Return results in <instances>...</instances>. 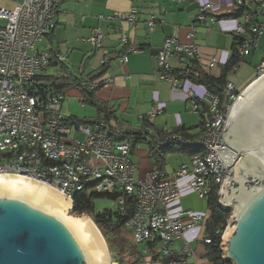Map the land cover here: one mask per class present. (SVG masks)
Listing matches in <instances>:
<instances>
[{
  "label": "built area",
  "instance_id": "obj_1",
  "mask_svg": "<svg viewBox=\"0 0 264 264\" xmlns=\"http://www.w3.org/2000/svg\"><path fill=\"white\" fill-rule=\"evenodd\" d=\"M236 3L239 10L248 9L242 16L243 25L237 27L240 38L237 51L239 56L247 57L256 48L257 39L264 36V0H236ZM58 6L59 0H22L15 3L12 10L0 6V175L22 177L46 186L66 198L72 207L74 196L78 194H117L115 202L120 205L119 217H124L123 205L125 197H129L134 202V211L123 221V228L130 233L131 244L139 253L135 264H188L187 261L195 256L194 250L184 244L175 255L171 250L172 243L181 238L186 229L205 225L209 211L179 210L176 217H172L169 206L181 198L177 179L190 173L188 187L200 200L207 201L212 185L218 187L220 195L231 176V169L223 166L216 156V149L226 148L222 136L228 114L250 83L238 90L234 83L227 81L222 99L206 92L203 100L189 92L188 111H204L199 135L194 138L179 134L166 135L162 139L156 137L151 148L159 155L172 144L198 151L172 176L152 165L142 179H137V167L131 160L129 144L114 140L112 136L111 130L120 139L123 127L112 129L108 121L95 119L77 127L68 125L61 112L66 92L49 89L39 92L33 86L35 77L48 69L49 53L41 51L30 55L29 52L56 28ZM211 8L209 4L202 6L195 19L205 25L213 24ZM137 12L132 9L98 18L111 23L126 21L133 24ZM147 24L151 33L154 16H150ZM187 38L192 39V31ZM101 41L99 29L87 39L93 49L100 48ZM122 44L126 45V42L123 40ZM124 49L126 53L118 58L122 63L127 62L129 54L142 53L136 46L128 45ZM56 59L61 63L66 61L61 55H56ZM172 59L176 61V67L170 62ZM104 62L105 59L101 64ZM192 62L208 75L218 65L215 56L203 63L199 48L192 43L182 44L174 37L165 39L157 57L155 77L172 88H182L188 81L183 77L192 73ZM240 66L233 67L232 72L236 73ZM262 75L264 60L255 69L254 80ZM110 84L111 80L103 77L94 82L80 80L74 83L72 90L95 91L99 86L101 89ZM159 113L154 110L152 116ZM73 130L82 138L72 136ZM145 133L154 137V132L149 129ZM185 215L190 219L188 225L180 223V218ZM229 225L227 218L221 240ZM222 256V264H232L224 261ZM195 264L209 263L206 260Z\"/></svg>",
  "mask_w": 264,
  "mask_h": 264
},
{
  "label": "crops",
  "instance_id": "obj_2",
  "mask_svg": "<svg viewBox=\"0 0 264 264\" xmlns=\"http://www.w3.org/2000/svg\"><path fill=\"white\" fill-rule=\"evenodd\" d=\"M9 2L13 4V7L15 3H20L11 0ZM207 4L212 6L210 16L213 17L214 23L205 25L197 21L195 17L199 9ZM58 7L56 28L39 43L46 49H39L46 52L53 51L56 55L66 57L64 65L70 72V67H74L71 66L73 61L78 62L76 66L78 70L83 60L92 57L85 72L89 74L98 71L105 56L120 52L119 56L124 55L126 53L124 48L128 45L142 50L141 54H129L126 63L120 62L119 56L114 58L103 76V79L111 80V84L106 88H101L95 94L103 104V108L112 114L108 120L110 128H135L145 119L151 131H171L183 127L188 137L194 138L199 135L200 113L188 111L190 102L188 93L191 92L197 98L203 99L205 89L189 81L178 89L172 88L167 82L159 81L155 77L158 72L157 57L164 40L174 37L182 44L196 45L203 63H206L209 57L215 56L218 65L209 72V75L218 77L220 66L227 62L232 46L238 43L236 40L239 38L237 27L244 23L243 17L239 19L222 18L232 14L233 0H185L180 3L174 0H59ZM132 9L138 11L133 24L126 21L111 23L98 18L114 13H126ZM150 16H154L151 33L148 31L147 24ZM96 29L101 31L102 41L100 48L93 49L87 43V39ZM190 31H192V39L187 38ZM123 40L126 45L122 44ZM250 56L251 53L247 58ZM242 58L241 65L243 66L246 57ZM170 62L173 67H176L174 59ZM256 67L250 69L245 67L243 74L239 75L238 82L234 84L239 86L244 83L243 86H247L255 78ZM53 70L57 71L56 68ZM154 110L160 113L152 116ZM96 116L95 112L93 117L83 118L93 120ZM137 146L132 150L131 160L137 167L136 178L142 179L152 168L153 163L150 159L148 145L146 149H139ZM173 156L178 158L176 163H169L166 158L163 167V172L168 176H172L176 169L188 161L189 157L184 154ZM190 179V173L177 179L181 198L169 206L168 212L172 217H176L179 210L193 213L208 211L207 202L204 201L205 205L199 203L203 200L197 198L195 194L194 196L189 189ZM193 197L199 202H193ZM180 223L188 225L189 216L181 217ZM204 230L205 225L200 224L186 229L181 238L173 241L172 252L178 255L183 244H189L195 256L187 263L195 264V262L206 261V253L201 243ZM187 240L194 241L195 246Z\"/></svg>",
  "mask_w": 264,
  "mask_h": 264
},
{
  "label": "water",
  "instance_id": "obj_3",
  "mask_svg": "<svg viewBox=\"0 0 264 264\" xmlns=\"http://www.w3.org/2000/svg\"><path fill=\"white\" fill-rule=\"evenodd\" d=\"M222 139L216 156L231 169L219 195L230 223L223 260L264 264V75L232 106ZM67 210L48 192L0 181V264H103L90 228Z\"/></svg>",
  "mask_w": 264,
  "mask_h": 264
},
{
  "label": "trees",
  "instance_id": "obj_4",
  "mask_svg": "<svg viewBox=\"0 0 264 264\" xmlns=\"http://www.w3.org/2000/svg\"><path fill=\"white\" fill-rule=\"evenodd\" d=\"M247 8L238 9L236 0H233L232 14L225 15L222 18H233L239 19L246 12ZM238 43H235L232 46V51L229 56V59L224 65L220 66V75L214 77L208 75L203 71L196 62H192V73L189 76H185L189 82L196 86H200L205 89L206 92L223 98L225 87L227 84V76L232 72L233 67L238 66L242 63L243 58L239 56L237 48L240 45V38L236 39ZM124 50V49H123ZM125 51V50H124ZM49 64L48 68H56L58 71L57 75H47L46 73H40L34 79L33 86L41 92L42 90H62L70 91L76 81L84 80L86 82H94L102 78L108 69V66L114 58H117L119 54L115 53L109 56H105V62L100 66L98 71L90 72L85 74L88 62L92 57L86 58L81 63L78 73L79 75L74 76L71 74L68 68L65 67L64 63L59 62L56 59V53L49 51ZM100 90V86L95 91H89L87 89L79 91V102L82 104L89 105L96 110L97 116L96 121H108L111 112L103 108L101 101L95 96L96 92ZM201 123L203 122V109L199 111ZM90 119L88 118H77L74 116L66 117V124L71 126H79L82 124H88ZM151 129L145 119L142 120L141 124L135 128H126L121 132V138L118 139L117 136H114V131H112V136L114 140L126 142L129 144L131 150H133L137 145L145 144L149 147L150 159L152 160L153 165H155L160 171H163L165 166V160L169 154H184L187 156L194 155L198 150L189 149L181 147L177 144H172L170 148L164 153L159 155L156 153L151 146L155 144V138L162 139L166 135L179 134L183 137H188L186 131L183 127L176 128L171 131H153L154 137H150L145 130ZM118 198L117 194L109 193H91L86 195L84 193L74 196V206L73 212L75 214H88L91 215L94 211V202L99 199H107L110 201H115ZM207 210L209 211V217L205 223L204 238L201 243L205 250V259L209 264H222L221 263V254H222V234L225 231L226 220L229 216V211L221 208L219 205V195L218 187L212 185L210 194L207 198ZM134 202L131 198L125 197V203L123 205L125 215L124 217H119L117 212L110 213V211H103L102 213L95 216V224L105 231L107 228L113 230L114 232H120L123 229V221L129 218L134 211ZM218 232V233H217ZM132 261L124 263L122 259H119L117 264H135L138 260L139 253L136 251L134 246L131 245L130 248Z\"/></svg>",
  "mask_w": 264,
  "mask_h": 264
},
{
  "label": "rangeland",
  "instance_id": "obj_5",
  "mask_svg": "<svg viewBox=\"0 0 264 264\" xmlns=\"http://www.w3.org/2000/svg\"><path fill=\"white\" fill-rule=\"evenodd\" d=\"M9 1L10 0H0V6L5 8V9L12 10L13 4H11ZM11 1L21 2L22 0H11ZM39 48L40 49H42V48L46 49V47L41 46L39 43H37L35 46V49L31 50L29 52V54L35 55L37 52H41V50ZM261 60H264V36H262L258 39L257 48H255L251 51L250 57L245 58V62L243 64V66H241L240 69H237L236 73L231 72L228 74L227 81L231 82V83H237L239 75L243 74L245 67H248L249 69L254 68L256 66L258 67L260 65ZM77 64H78V62L73 61L71 63V66H74V67H70L71 73H73L76 76L79 75V73H78L79 69L76 70ZM45 73L47 75L58 74V72L56 70H53V68H50V67L47 69V71H45ZM243 85H244V83L243 84L241 83L239 86H237L238 90H241L243 88L242 87ZM61 112H62L63 117L77 116L79 118H83V117H89L90 118V117H93L95 115L96 110L89 105L82 104L81 102H79L78 92L76 90H70V91L66 92L65 101L63 102ZM72 136H77V138H79V139L82 138L78 133L76 135L75 130L72 131ZM137 147L139 149H146L147 145L141 144V145H138ZM173 155L174 154L167 155L166 158H168L169 163H176L178 158L174 157ZM192 200H193V202L194 201L199 202L195 199V197H193ZM199 203H202L203 205H205L204 201L203 202L200 201ZM119 208H120V205H118L117 202H115V201H110L107 199H99V200H96L94 202V211L91 215L75 214L73 212V209H71V208L68 211L70 215L75 216V217L87 216L88 218H90V220L92 221V223L94 224V226L96 227V229L98 230V232L100 233V235L102 237L103 243L108 250L109 259L116 264H117L116 261H118L119 259H122L124 261V263L132 261L133 257L130 255L131 254L130 248L132 245L130 233L128 231H126L124 228L120 232H117V233L114 232L113 230L109 229V228H107L105 231H103V229H100L95 224V216L102 213L103 211H110V213H115V212H117V210ZM203 210H204V208H203ZM187 242H189L190 244L195 246V244L193 243L194 241L187 240Z\"/></svg>",
  "mask_w": 264,
  "mask_h": 264
},
{
  "label": "bare ground",
  "instance_id": "obj_6",
  "mask_svg": "<svg viewBox=\"0 0 264 264\" xmlns=\"http://www.w3.org/2000/svg\"><path fill=\"white\" fill-rule=\"evenodd\" d=\"M228 116H229V114H228ZM227 120H228V118H227ZM0 181L19 182V183H23V184L38 188V189L43 190L45 192H48V193L58 197L60 200H62L68 206V210H67L66 216H71L72 218L75 217V216L70 215L69 212H68L69 209L72 207L71 203L68 200H66V198H64L63 196H61L57 192L49 189L46 186L40 185V184H38L36 182H33V181H29V180L24 179L22 177H16V176H11V175L10 176L9 175H0ZM75 218H78V219L82 218L85 221V223L88 225V227L90 228V230L93 233V235L95 236V238H96V240H97V242L99 244L100 250H101L103 264H116V263L112 262L109 259L108 250H107L106 246L103 243L102 237H101L100 233L98 232V230L96 229V227L94 226V224L92 223V221L90 220V218H88L87 216H80V217H75Z\"/></svg>",
  "mask_w": 264,
  "mask_h": 264
}]
</instances>
